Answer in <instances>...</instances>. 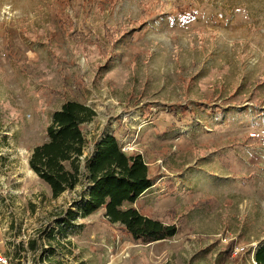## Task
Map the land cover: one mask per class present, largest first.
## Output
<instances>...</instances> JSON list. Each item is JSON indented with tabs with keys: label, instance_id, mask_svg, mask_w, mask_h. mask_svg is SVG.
Returning a JSON list of instances; mask_svg holds the SVG:
<instances>
[{
	"label": "rangeland",
	"instance_id": "rangeland-1",
	"mask_svg": "<svg viewBox=\"0 0 264 264\" xmlns=\"http://www.w3.org/2000/svg\"><path fill=\"white\" fill-rule=\"evenodd\" d=\"M66 101L96 112L85 153L112 134L141 155L134 207L174 237L134 241L102 210L59 229L83 187L53 198L28 159ZM263 240L264 0H0L7 264H253Z\"/></svg>",
	"mask_w": 264,
	"mask_h": 264
},
{
	"label": "trees",
	"instance_id": "trees-1",
	"mask_svg": "<svg viewBox=\"0 0 264 264\" xmlns=\"http://www.w3.org/2000/svg\"><path fill=\"white\" fill-rule=\"evenodd\" d=\"M95 117L96 112L86 104L64 102L51 115L46 140L32 149L28 159L30 170L49 187L53 198L83 187L82 200L72 206L75 210H67L57 220V226L65 230L78 217L102 210L108 223L120 225L134 241L151 244L174 237V225L149 218L134 207L152 186L141 155L126 154L112 134L93 140L92 149L85 153L89 141L82 126ZM28 245L31 250L36 248L32 241ZM253 260L264 264V240L258 244Z\"/></svg>",
	"mask_w": 264,
	"mask_h": 264
},
{
	"label": "built area",
	"instance_id": "built-area-1",
	"mask_svg": "<svg viewBox=\"0 0 264 264\" xmlns=\"http://www.w3.org/2000/svg\"><path fill=\"white\" fill-rule=\"evenodd\" d=\"M257 246H258V245H257ZM257 246H255V247L253 248V250L251 251V260H252V263H253V264H256V263L254 262V260H253V254H254V252H255ZM242 251H243L242 248H235V249H234V256H236L237 254H239V253L242 252ZM0 264H7V260H6L4 257H2V256H0Z\"/></svg>",
	"mask_w": 264,
	"mask_h": 264
}]
</instances>
